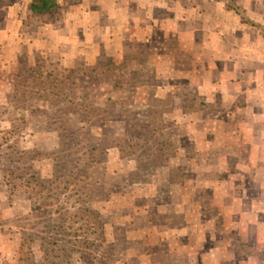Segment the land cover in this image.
Instances as JSON below:
<instances>
[{"label":"rangeland","instance_id":"1","mask_svg":"<svg viewBox=\"0 0 264 264\" xmlns=\"http://www.w3.org/2000/svg\"><path fill=\"white\" fill-rule=\"evenodd\" d=\"M30 2L0 0V264H264V0Z\"/></svg>","mask_w":264,"mask_h":264},{"label":"crops","instance_id":"2","mask_svg":"<svg viewBox=\"0 0 264 264\" xmlns=\"http://www.w3.org/2000/svg\"><path fill=\"white\" fill-rule=\"evenodd\" d=\"M61 1H63V0H59L58 1V4L59 5H60V2ZM30 14H31V12H30ZM256 15H257V13L254 10L248 11L247 12V19H249V20H256L255 17L258 16V15L257 16ZM58 16H59V14L55 17V20L52 21V22L44 21L43 22L44 25L45 26H47V25L49 26V25L55 23ZM36 18H38V17H36ZM261 25L264 26V23H261ZM220 26H221V23L218 22L217 25L213 26L214 28H212V31L214 33H216V34H219L217 32V29ZM44 32L47 34V30L46 29L44 30ZM256 34H257L256 36H257V39H258L257 42L258 43H261V42L264 43V35H261V33L259 31H257ZM260 38H262V39H260ZM248 41L249 42H248V44L246 46V50H247V52H248L249 55H248V57L246 59V64H245L246 67H245V70H247V67H250L252 69V72L256 74V77L254 79H252V80L255 81V79H257L255 82L256 83L259 82L258 84H260V85H256L255 87H257V88L259 87L260 88V92L259 93L262 94V95H264V85H262V84H264V78H262V77H264V76H262V75H264V54H260L261 51H259V48H257L255 46V45H258L259 47L264 48V45L250 43V42H253V38L248 39ZM255 41L256 40H254V42ZM252 44H254V45H252ZM240 47H242V46H240ZM235 48H238V46H236ZM233 50L235 51L236 49H233ZM262 52H264V51H262ZM254 53H256V55H253ZM231 56H233V55H231ZM232 59H234V57ZM249 63L251 64V66H249ZM261 91H262V93H261ZM262 95H260V98L258 97V99L261 102H264V97H261ZM252 116H253V118L256 120V122L258 124H260L262 127H264V108H262V109L259 108L258 110L253 111ZM262 130H264V128H262ZM259 144H260V146H262V148H264V139H259ZM258 161L261 162V163H264V156H262V158L260 160L257 159V162ZM260 178L264 179V173H262L260 175ZM259 243H264V241H259ZM250 244L254 245L255 242L250 243Z\"/></svg>","mask_w":264,"mask_h":264},{"label":"trees","instance_id":"3","mask_svg":"<svg viewBox=\"0 0 264 264\" xmlns=\"http://www.w3.org/2000/svg\"><path fill=\"white\" fill-rule=\"evenodd\" d=\"M59 0H31L29 4V11L31 12L32 16L38 17L44 21L52 22L55 20V17L60 12V5L58 4ZM78 71H72L69 73V77ZM69 78H65V81ZM69 197L65 198V200L59 201L57 199H54L51 203H48L46 200L39 201V204L42 208H38L39 210H46L44 211V216H47L50 213V211H47L48 207H54L55 206V212L60 214V220L62 222H65L66 219L63 218L66 215V211L62 210L60 207L61 205L68 204ZM61 228L64 227V223H61ZM60 225L57 227L60 228ZM63 226V227H62ZM82 226V225H81Z\"/></svg>","mask_w":264,"mask_h":264}]
</instances>
